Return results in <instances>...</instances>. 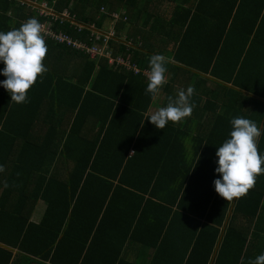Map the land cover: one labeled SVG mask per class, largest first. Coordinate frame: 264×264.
Wrapping results in <instances>:
<instances>
[{"label":"trees","instance_id":"1","mask_svg":"<svg viewBox=\"0 0 264 264\" xmlns=\"http://www.w3.org/2000/svg\"><path fill=\"white\" fill-rule=\"evenodd\" d=\"M72 1L85 26L63 30L89 42L87 26L110 23L113 54L140 70L165 55L160 104L192 86L195 107L157 129L145 118L154 98L141 71L45 40L47 71L27 102L0 86V264H139L125 257L130 244L152 249L147 264H248L264 252V174L231 201L212 182L230 120L264 115V0ZM33 15L0 0V31Z\"/></svg>","mask_w":264,"mask_h":264},{"label":"clouds","instance_id":"2","mask_svg":"<svg viewBox=\"0 0 264 264\" xmlns=\"http://www.w3.org/2000/svg\"><path fill=\"white\" fill-rule=\"evenodd\" d=\"M47 44L42 34L41 24L35 17H29L18 28L0 31V86L9 93L11 102H27V90L36 82L47 67L42 63L46 56ZM168 59L163 54L152 55L149 59L150 72L145 89L155 98L167 81L165 74ZM195 89L192 86L180 89L175 97H169L166 106L158 108L146 116L157 129H164L168 122H179L189 117L195 105L191 102ZM231 131L216 150L215 192L226 201L240 198L253 188L256 177L264 174V152H258L259 137L264 126L243 116L230 120ZM3 165H0V171ZM248 264H264V252L251 258Z\"/></svg>","mask_w":264,"mask_h":264},{"label":"built area","instance_id":"3","mask_svg":"<svg viewBox=\"0 0 264 264\" xmlns=\"http://www.w3.org/2000/svg\"><path fill=\"white\" fill-rule=\"evenodd\" d=\"M36 0H30L34 3ZM38 14L44 17L41 24L42 34L45 40H51L57 44H63L72 48L73 50L79 51L83 55L87 56L88 59L98 60L99 58H106L108 64L112 66H123L126 69L132 70V72L138 73L140 70L137 66L131 62L129 55L122 56L121 54H113V49L108 43L115 35L114 27L110 24L107 30L97 29L93 24L87 26L88 36L85 39L79 37H73L68 32L61 28H54L55 23H69V27H72L77 32L85 26L75 20V15L67 10L61 12H55L48 8L46 2L38 5ZM113 22L119 17L117 12L111 13ZM143 73L148 77L149 71L144 70Z\"/></svg>","mask_w":264,"mask_h":264},{"label":"crops","instance_id":"4","mask_svg":"<svg viewBox=\"0 0 264 264\" xmlns=\"http://www.w3.org/2000/svg\"><path fill=\"white\" fill-rule=\"evenodd\" d=\"M17 1H18V3L20 5H26L29 9H33L34 10V15L31 16V17H35L39 22H43L45 20L44 17H41L38 14V5L43 3V2H46L47 5H48V8L54 10L55 12H61L63 10H67L68 12H70L69 9H71V7H73V5H74V1L70 0V2H69L67 7H63L62 9H57L56 5H58L60 0H36L34 3L30 2V0H17ZM103 9L107 10L106 8H103ZM11 11H12V9L10 8L8 10L7 14H10ZM70 13L71 14L73 13L75 15V17L77 16L76 12H70ZM64 24L65 23H61V24L60 23H55L54 28H56V29L57 28H61V26H64ZM67 24H69V23H67ZM109 26H110V23H108L107 27H105L104 29L107 30L109 28ZM114 31H115V29H114ZM106 62H107V60H106ZM107 64H108V62H107ZM108 65L111 66V67H114V68H118V67L124 68L123 66H112L110 64H108ZM124 69H126V68H124ZM144 70L149 71L147 69H144ZM144 70H140V71L143 73ZM162 97H163V94L161 92H158L157 96L154 98V101H153V103H152V105L150 107V110H149L150 114L152 112L156 111L158 108L162 107V105L160 104L161 100H162ZM187 147H189V146L187 145ZM61 166H64V164L61 165ZM0 193H1V189H0ZM39 201H42V200H39ZM39 201H37L35 203L32 211L30 213V221L36 222V223L40 220V218H41V216L43 214V211L45 209V205L43 207H41V204L39 203ZM42 203H43V201H42ZM151 254H152V249H150L149 247H146V246H139V245H135V244H130L125 249V257L128 260L135 261V262H137L139 264H147L149 262L150 258H151ZM37 264H45V263H37Z\"/></svg>","mask_w":264,"mask_h":264},{"label":"water","instance_id":"5","mask_svg":"<svg viewBox=\"0 0 264 264\" xmlns=\"http://www.w3.org/2000/svg\"><path fill=\"white\" fill-rule=\"evenodd\" d=\"M263 121H264V115H263V118H262V121H261V125H262ZM229 214H230V211H229ZM220 240H221V236L219 237V240H218L217 245L215 247V250H214V253H213V257H212L211 261L213 260L215 254H216V251H217L218 245L220 243Z\"/></svg>","mask_w":264,"mask_h":264},{"label":"rangeland","instance_id":"6","mask_svg":"<svg viewBox=\"0 0 264 264\" xmlns=\"http://www.w3.org/2000/svg\"><path fill=\"white\" fill-rule=\"evenodd\" d=\"M104 29V28H103ZM105 30V29H104ZM39 203L41 204V207H43L44 205H45V203L43 202L42 203V201H39Z\"/></svg>","mask_w":264,"mask_h":264}]
</instances>
